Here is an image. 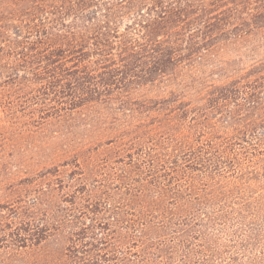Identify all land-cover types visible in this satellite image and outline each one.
Instances as JSON below:
<instances>
[{
  "label": "trees",
  "instance_id": "16d2710c",
  "mask_svg": "<svg viewBox=\"0 0 264 264\" xmlns=\"http://www.w3.org/2000/svg\"><path fill=\"white\" fill-rule=\"evenodd\" d=\"M0 111L87 135L0 264H264V0H0Z\"/></svg>",
  "mask_w": 264,
  "mask_h": 264
},
{
  "label": "rangeland",
  "instance_id": "374dc122",
  "mask_svg": "<svg viewBox=\"0 0 264 264\" xmlns=\"http://www.w3.org/2000/svg\"><path fill=\"white\" fill-rule=\"evenodd\" d=\"M68 123L51 120L42 128L29 130L0 111V203L10 195L31 199L41 186L59 176L56 168L60 175L71 171V164H61L87 135L85 128L73 130Z\"/></svg>",
  "mask_w": 264,
  "mask_h": 264
}]
</instances>
